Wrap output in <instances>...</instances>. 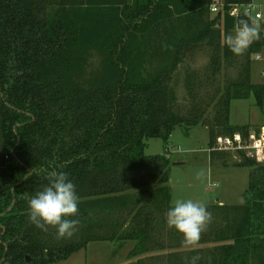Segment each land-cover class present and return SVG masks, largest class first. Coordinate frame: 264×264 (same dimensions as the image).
Instances as JSON below:
<instances>
[{"label":"trees","instance_id":"1","mask_svg":"<svg viewBox=\"0 0 264 264\" xmlns=\"http://www.w3.org/2000/svg\"><path fill=\"white\" fill-rule=\"evenodd\" d=\"M213 1L0 0V264H53L96 241H133L125 264H185L194 255L198 264H264V150L238 149L235 159L219 147L235 134L245 146L260 135V125L230 115L233 100L252 95L264 117V83L252 81L264 36L234 55L225 35L240 19L254 23L230 9L253 0H223L215 14ZM204 49L209 63L187 67L181 106L174 74ZM199 124L210 162L249 167V183L242 204H206L212 222L190 250L166 225L167 147L175 128L188 134ZM151 138L165 153H146ZM48 171L76 185L80 225L71 238L28 220Z\"/></svg>","mask_w":264,"mask_h":264},{"label":"rangeland","instance_id":"2","mask_svg":"<svg viewBox=\"0 0 264 264\" xmlns=\"http://www.w3.org/2000/svg\"><path fill=\"white\" fill-rule=\"evenodd\" d=\"M254 1L257 4H264V0ZM209 55L210 51L204 49L189 58L186 62L187 66L180 65L175 72L173 85L181 106L186 104L187 99L184 86V74L187 67L205 68L209 63ZM263 66L264 64L253 61L252 81L254 83H264L259 75V70ZM229 74L233 75L234 71L230 70ZM230 120L233 124L249 123L255 127L264 125L263 113L255 105L252 95L246 99L232 101ZM208 142V128L202 124L192 127L188 134H185L180 127L173 130L168 145L174 148V151L168 154L171 159L169 185L172 204L177 199H192L205 204H213L217 202L216 199L219 196L221 200H225V204H242L244 202V195L249 183V167L211 163L208 158V149H210ZM163 148L161 139L152 138L149 140L146 152L149 154L161 153ZM227 151L232 152L235 159L238 158L236 149ZM133 246V241L90 242L86 248L73 253L68 259L53 264H125L132 260L128 254ZM165 251L169 250H164L162 253Z\"/></svg>","mask_w":264,"mask_h":264},{"label":"clouds","instance_id":"3","mask_svg":"<svg viewBox=\"0 0 264 264\" xmlns=\"http://www.w3.org/2000/svg\"><path fill=\"white\" fill-rule=\"evenodd\" d=\"M260 38L259 29L245 19L238 20L233 33L225 35V44L237 56L243 55ZM47 171V170H46ZM49 183L28 201V220L42 231L55 228L58 239L71 238L79 230L80 197L76 185L66 172L48 171ZM166 225L183 237L182 246L195 250L212 222V214L205 203L192 199L173 201L166 212ZM201 257L186 258L185 264H198ZM211 264V257H209Z\"/></svg>","mask_w":264,"mask_h":264},{"label":"built area","instance_id":"4","mask_svg":"<svg viewBox=\"0 0 264 264\" xmlns=\"http://www.w3.org/2000/svg\"><path fill=\"white\" fill-rule=\"evenodd\" d=\"M224 1L223 0H214L210 4L211 13H218L223 9ZM232 15H245L251 18L254 25L261 31L262 36H264V5L257 4L255 2H250L248 4H235L232 5L230 9ZM253 61L260 62L264 64V45L260 51L256 52L253 55ZM259 75L262 80H264V66L260 68ZM252 143V144H251ZM219 147L223 150H233V149H255L262 150L264 149V125L260 128V135L258 138L250 142V144L245 146L242 143L240 134H235L233 138L225 137L219 140ZM174 151L173 147H167V152Z\"/></svg>","mask_w":264,"mask_h":264},{"label":"crops","instance_id":"5","mask_svg":"<svg viewBox=\"0 0 264 264\" xmlns=\"http://www.w3.org/2000/svg\"><path fill=\"white\" fill-rule=\"evenodd\" d=\"M253 2H255L254 0H253ZM263 3H264V1H263ZM262 5H264V4H262ZM152 139V138H151ZM150 140V139H149ZM149 140H148V146H147V148H146V151L148 150V147H149ZM208 152H209V149H208ZM147 153V152H146ZM162 153H165V148H163V151L161 152V153H156V154H162ZM147 154H149V153H147ZM153 155V154H152ZM208 158H209V155H208ZM209 160H210V158H209ZM218 180V179H217ZM219 181V180H218ZM215 183H217V182H215ZM217 200V202L216 203H219V204H225L226 202H225V200H221V198H220V196L216 199Z\"/></svg>","mask_w":264,"mask_h":264}]
</instances>
